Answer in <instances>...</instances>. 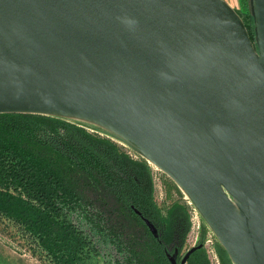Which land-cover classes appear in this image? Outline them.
<instances>
[{
  "label": "water",
  "instance_id": "water-1",
  "mask_svg": "<svg viewBox=\"0 0 264 264\" xmlns=\"http://www.w3.org/2000/svg\"><path fill=\"white\" fill-rule=\"evenodd\" d=\"M253 12L256 43L225 0H0V115L120 137L233 264H264V0Z\"/></svg>",
  "mask_w": 264,
  "mask_h": 264
},
{
  "label": "trees",
  "instance_id": "trees-1",
  "mask_svg": "<svg viewBox=\"0 0 264 264\" xmlns=\"http://www.w3.org/2000/svg\"><path fill=\"white\" fill-rule=\"evenodd\" d=\"M153 177L145 160L77 122L0 115V214L55 264H82L104 251L111 264H173L191 218L179 203L163 214ZM189 260L210 264L202 250Z\"/></svg>",
  "mask_w": 264,
  "mask_h": 264
},
{
  "label": "rangeland",
  "instance_id": "rangeland-1",
  "mask_svg": "<svg viewBox=\"0 0 264 264\" xmlns=\"http://www.w3.org/2000/svg\"><path fill=\"white\" fill-rule=\"evenodd\" d=\"M225 1L240 15L246 24L252 41L256 43L253 0ZM69 120L81 124V126L90 133L97 134L103 138H110L121 146L126 153L130 154L132 158L145 160L153 170L155 201L164 215H166L167 209L173 203H179L188 209L192 226L184 248L180 251L179 264H183V259L190 249L200 245H203V247L197 251L202 250L210 264H233L217 236L199 210L173 180L120 137L85 121L71 118ZM20 229L22 228L15 226L0 214V264H55V262L52 261V256L48 254L40 244H34L31 239L24 236ZM220 249L225 251L228 261L225 259L223 260L225 256L222 258ZM172 257L173 260H177L178 256L175 255ZM112 259V256L106 251L98 256L91 253V256L88 258L87 255L86 259L82 261V264H111L108 262L109 260L112 262ZM189 259L185 264H189Z\"/></svg>",
  "mask_w": 264,
  "mask_h": 264
},
{
  "label": "flooded vegetation",
  "instance_id": "flooded-vegetation-1",
  "mask_svg": "<svg viewBox=\"0 0 264 264\" xmlns=\"http://www.w3.org/2000/svg\"><path fill=\"white\" fill-rule=\"evenodd\" d=\"M171 261L173 264H179V256L177 257V260H173V257L171 258Z\"/></svg>",
  "mask_w": 264,
  "mask_h": 264
},
{
  "label": "built area",
  "instance_id": "built-area-1",
  "mask_svg": "<svg viewBox=\"0 0 264 264\" xmlns=\"http://www.w3.org/2000/svg\"><path fill=\"white\" fill-rule=\"evenodd\" d=\"M130 155V154H129ZM131 156V155H130Z\"/></svg>",
  "mask_w": 264,
  "mask_h": 264
}]
</instances>
